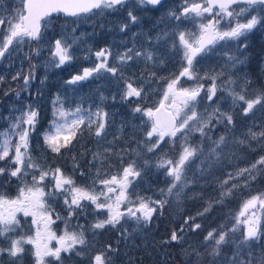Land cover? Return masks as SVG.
Returning <instances> with one entry per match:
<instances>
[{
	"label": "rangeland",
	"instance_id": "374dc122",
	"mask_svg": "<svg viewBox=\"0 0 264 264\" xmlns=\"http://www.w3.org/2000/svg\"><path fill=\"white\" fill-rule=\"evenodd\" d=\"M184 6V0H167L160 8L151 9L141 6L137 0H131L117 11L106 10L76 18L57 15L48 19L39 41H29L14 51L10 49L11 55L6 53L4 58H0V77L3 78L0 82V131L7 129L15 117L31 105L39 111L40 117L36 131L30 137L29 152L42 168H59L66 176L72 177L77 185H90L98 170L101 178L110 177L122 174V169L135 161L141 175L134 179L130 177L133 182L126 194L134 201L137 197L161 199L160 190L166 189L171 178L165 176V170L157 168L156 163L165 154L168 158L178 157L182 142L180 134L177 135L175 144L168 137L155 152H148L143 142L146 131L150 130L151 121L141 113L134 112L133 108L137 104L144 109L159 108L167 81L181 70L182 55L176 33L199 30V21L184 18L176 20L170 15L172 12L179 14ZM20 7L21 0H0V18L10 19ZM129 11L137 17L135 23L130 21ZM125 24L127 27L121 31V26ZM218 27L226 30L228 18L222 20ZM4 28L6 25L0 27V38L4 35ZM163 33L168 35L161 38ZM57 39L71 45L70 52L73 55V60L60 68L52 64V52ZM174 41L177 47L173 46ZM246 43V48L238 49L237 42L220 41L210 46L211 52L207 56H198L196 59L199 62L198 72L203 75L205 72H219L229 63L230 56L239 57L243 63L230 70L236 81L232 87L240 91L247 78L249 83L245 95L251 99L264 91V28H258L249 34ZM102 48L111 52L108 63L121 67L123 78L120 72L115 77L104 73L77 84L66 83L84 68L92 67L96 63L94 53ZM128 49L149 51L153 54V60L134 57L127 64L119 65L117 57ZM30 72L33 78L24 86V76ZM17 73L20 76L14 80L13 76ZM125 79L130 80L134 87L142 89L140 98L122 99ZM226 79L227 74L217 83ZM181 83L184 87H190L195 81L182 80ZM200 83L206 89L211 81L203 79ZM57 97L65 109L75 110L79 106L85 115L88 110L94 113L97 109L107 113L102 136H95L93 125L91 132L85 128L69 147L61 148L60 153L52 152L44 142L43 133L52 122L53 101ZM198 100V112L205 109L211 112L218 107L221 112L232 116L233 123L229 125L226 120H213L209 128L205 129L206 137H201L199 132H193L189 136V144L194 147L200 145L203 151L198 152L187 166L189 185L179 200L169 197L168 203L154 213L146 226L143 223L138 225L134 219H123L115 228L109 225L104 229L93 230L91 225L98 219H104L107 216L106 210H94L93 205L83 201L86 207L76 209L69 219L67 206L59 198V194L45 197L55 221L50 225L51 230L57 236L63 235L65 230H83L86 241L85 245L78 244L69 252H61V261L52 257H46V261L51 264H91L96 253L107 250V246L111 245L114 249L108 252L111 264H196L197 253L202 254L199 264H228L239 243L244 225L240 226V231L230 233L229 242L221 246V254L217 257L208 254L211 249L204 237L213 229L219 232L231 228L244 202L252 196L264 194V182L262 185L258 183L264 177L262 167L253 172L254 179L246 180L245 174L238 180H231L228 186L238 184V187L223 202H215L221 190L220 182L227 179L229 173L235 174L238 170L249 168L264 156V136L252 138L250 135V132H264V107L256 105L248 115H244L242 108L246 105L242 102L233 105L231 96L222 91H217L211 103L207 101L203 91ZM164 103L166 109L175 111L167 101ZM221 136L225 137V143L217 149L218 157H209L213 141ZM100 156L104 158L101 159ZM10 159L11 157L0 161V167L6 169L4 174H0V195L15 199L25 181L31 183V175L24 180L12 177L8 169L15 165L9 163ZM145 160L150 163L145 165ZM53 183L51 178L47 179L45 184L48 188L45 191H49ZM97 187L103 186L97 184ZM210 201V210L204 215H197L208 207ZM123 208L124 205L121 210ZM220 212L225 213L222 225L217 227L214 221L218 219ZM57 215L61 219L57 220ZM190 216L195 217L194 222L201 225L200 229L191 231L184 225L185 219ZM257 216L261 232L264 233V210H257ZM17 218L21 222L20 227L15 233L9 234L14 238L21 235L35 236L37 228H43L39 222L32 223V216L25 217L23 213H18ZM191 223L193 221H189ZM182 227L183 232L180 231ZM174 230L183 236V240L179 243H166ZM232 237L235 238V243L232 242ZM250 243L253 264H258L260 257L264 256V234L258 242ZM7 244V240L0 239V247H6ZM58 246L55 240L49 243V247ZM23 247L26 251L17 258L18 264H35L30 251L32 245L25 244ZM244 251L246 254L247 249ZM12 261L13 258L7 253L0 256V264H12Z\"/></svg>",
	"mask_w": 264,
	"mask_h": 264
},
{
	"label": "snow or ice",
	"instance_id": "6c2138e0",
	"mask_svg": "<svg viewBox=\"0 0 264 264\" xmlns=\"http://www.w3.org/2000/svg\"><path fill=\"white\" fill-rule=\"evenodd\" d=\"M137 2L141 6L150 5L153 8L162 5V0H137ZM127 3L128 0H21V7L16 9L15 14L10 19L0 18V27L6 25L4 35L0 38V58H4L6 53L11 55L10 49L14 51L29 41H39L41 39V21L53 13L79 17L81 14L91 13L93 10H97L98 14L106 10L117 11ZM184 4L185 6L179 14L172 12L170 15L176 20L184 18L199 21V30L198 32L178 31L176 33L182 55L181 70L167 81L159 108L155 110L151 108L144 109L139 104L133 108L134 112L141 113L151 121L150 130L146 131V139L143 142L148 152H155L160 147L161 142L164 141L165 136L169 137L170 141L175 144L177 135L180 134L179 139L182 142L178 157L175 159L168 158L165 154L156 163V167L164 169L165 176L171 178L166 189L160 190L162 198L152 200L151 198L137 197L134 201L126 194L127 188L132 184L133 179L141 175L140 170L135 166V161L124 167L122 174L111 175L110 177L101 178L98 170L96 178L93 179L90 185H77L72 177L66 176L59 168L54 170L42 168L39 163L33 160L29 152L30 137L36 131L40 113L31 105H28L25 110L15 117L7 129L0 131V161L8 160L11 157L9 163L15 165V167L8 169V171L12 177L24 180L25 177L31 175V183L25 181L15 199H8L0 195V239L8 241L6 247H0V256L7 253L10 258H13L12 264H18L17 258L26 251L23 245L30 244L32 245L30 251L35 259V264H51L50 261L45 260L46 257L61 261V252H69L78 244L85 245L83 230L79 232L65 230L61 236H57L51 230L50 225L55 221L52 219V209L47 204L45 197H53L57 194L67 206L69 219L76 209L86 207L82 203L83 201L93 205L94 210H106L107 216L104 219H98L91 225L93 230L104 229L109 225L115 228L123 219H134L138 225L143 223L146 226L151 221L154 213L168 203L169 197H175L179 200L184 189L189 185L187 166L198 152L203 151L200 145L194 147L189 144V136L193 132H199L201 137H206L207 132H205V129L209 128L213 120L217 122L226 120L229 125L233 123L232 116L221 112L218 107L211 112H208L207 109L198 112V98L201 92L205 93L209 103L213 101L217 91L227 92L231 96L233 105L239 102L246 105L242 108L244 115H248L256 105L264 107V91L257 93L251 99L245 95V89L249 83L247 78H245V83L240 91L232 87L236 81L233 79L230 70L235 68L237 64L243 63L239 57L230 56L229 63L219 72L211 74L205 72L203 75L198 72L197 65L199 62L196 59L198 56H207L211 52L210 46H214L220 41H234L237 42L238 49L246 48V40L249 34L258 28H264V0H184ZM234 5L238 7L234 8ZM128 17L132 23L137 21V17L131 11L128 12ZM242 17L243 19H241ZM225 18H228V27L226 30H221L218 26ZM233 21H235L234 24ZM126 27L127 24L122 25L121 31H124ZM167 35V33H163L161 38ZM173 46L177 47L175 41ZM70 48L71 45L67 42L60 39L55 41L54 51L52 52L54 67L60 68L73 60ZM94 54L96 63L92 67L84 68L82 72L72 76L66 83L77 84L92 78L94 75L100 76L104 73H110L115 77L120 72L121 78H123L121 67L109 65L111 52L108 49L102 48ZM134 57H143L146 61L153 60V54L149 51L142 52L128 49L117 57L118 64H127ZM226 74L227 79L221 80L218 84L217 81ZM19 76L20 73H17L16 76H13V79H18ZM31 78H33L31 72L29 75L24 76V86L29 84ZM203 79L211 81L206 89L200 83ZM2 80L3 78L0 77V82ZM182 80L195 81V84L184 87L181 83ZM124 84L122 99L131 100L134 97H141L142 89L134 87L133 83L127 79L124 80ZM17 96H19V92H17ZM165 101L175 111L166 112L165 115L168 118L161 119L159 113L165 107ZM52 115V122L48 130L43 133V138L52 152L60 153L61 148L69 147L85 128L91 132L93 125H95L94 134L96 137H101L106 127L108 114L97 109L94 113L88 110L85 115L79 106L75 110L65 109L63 103L57 97L53 101ZM250 135L252 138H256L264 136V132H250ZM153 137H156V139H153ZM224 143V136L213 141L214 146L209 150V157H218L217 149ZM105 151L107 152L108 149H105ZM99 158L103 159L104 157L100 156ZM144 163L148 165L150 162L145 160ZM262 167H264V156L260 157L249 168L238 170L235 174L229 173L228 178L220 182L221 190L215 202H223L224 198L230 196L233 190L238 187V184L228 186L231 180H238L239 177L245 176V174H247L246 180L247 178L254 179L253 172ZM29 169L32 171L29 172ZM5 171L4 167H0V174H4ZM130 177L133 179H130ZM49 178L54 183L49 191H45L48 188L45 181ZM97 184L103 187L98 188ZM211 204L210 201L208 207H205L197 215H204L208 212ZM122 205H124L123 210H121ZM257 210H264V194L252 196L244 202L231 228L219 232L216 229L208 231L204 237L205 243L211 249L208 254L213 257L219 256L221 246L229 242L230 233L240 231V226L244 225L239 243L236 245V250L233 252L228 264H253L250 242H258L260 236L264 234L259 226ZM18 213H23L25 217L32 216V223L37 224L39 222L43 225V228L38 227L35 236L21 235L15 238L10 236V233H15L20 227L21 222L17 218ZM56 219H61V217L57 215ZM189 221H193V223L189 224ZM194 221L195 217H187L184 225L189 230L196 231L201 228V225ZM180 231L183 232L184 227ZM231 239L235 243V238L232 237ZM52 240H55L59 246L49 247ZM182 240L183 236L174 230L171 233L170 240L165 242L179 243ZM245 249H247L246 254ZM110 251H114V249L111 245H108L107 250L100 251L92 257L91 264H111V257L108 256ZM201 255L197 253L196 264H199ZM258 264H264V256L260 257Z\"/></svg>",
	"mask_w": 264,
	"mask_h": 264
},
{
	"label": "water",
	"instance_id": "95a60500",
	"mask_svg": "<svg viewBox=\"0 0 264 264\" xmlns=\"http://www.w3.org/2000/svg\"><path fill=\"white\" fill-rule=\"evenodd\" d=\"M128 1H129V0H128ZM165 1H166V0H162V4H163ZM148 6L151 7V8H153V7L150 6V5H148ZM160 6H161V5H158V6H156V7L153 8V9H157V8H159ZM236 6H237V5H234L233 7H236ZM96 11H97V10H93V12H91V13L81 14L80 16H82V15H90V14L96 12ZM59 14L65 16L63 13H53V14H52L51 16H49V17H53V16H56V15H59ZM49 17H45L44 20H46V19L49 18ZM65 17H66V18H76V17H71V16H65ZM44 20L41 21V25H42V22H43ZM41 34H42V27H41ZM166 112H172V111L166 109V107H164L163 109H161V111H160V113H159L161 119H167V118H168V117L165 115ZM166 138H167V136H165L164 140H165Z\"/></svg>",
	"mask_w": 264,
	"mask_h": 264
},
{
	"label": "trees",
	"instance_id": "16d2710c",
	"mask_svg": "<svg viewBox=\"0 0 264 264\" xmlns=\"http://www.w3.org/2000/svg\"><path fill=\"white\" fill-rule=\"evenodd\" d=\"M262 182H264V177H262V179L258 182L260 185H262ZM225 212H220L218 219L216 221H214V224L219 227L220 225H222V219H223V215Z\"/></svg>",
	"mask_w": 264,
	"mask_h": 264
},
{
	"label": "flooded vegetation",
	"instance_id": "af4514ba",
	"mask_svg": "<svg viewBox=\"0 0 264 264\" xmlns=\"http://www.w3.org/2000/svg\"><path fill=\"white\" fill-rule=\"evenodd\" d=\"M46 21L43 22V27H44V24H45ZM35 42V41H34ZM5 100V99H4Z\"/></svg>",
	"mask_w": 264,
	"mask_h": 264
}]
</instances>
